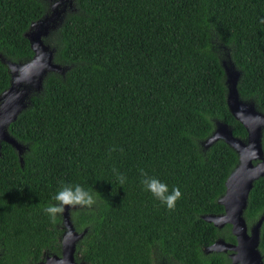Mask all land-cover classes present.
<instances>
[{"label": "trees", "instance_id": "trees-1", "mask_svg": "<svg viewBox=\"0 0 264 264\" xmlns=\"http://www.w3.org/2000/svg\"><path fill=\"white\" fill-rule=\"evenodd\" d=\"M72 2L76 11L44 37L65 71L48 72L7 127L24 146L20 163L0 141V264L59 253L60 214L53 223L44 209L64 185H81L96 201L70 209L74 228H85L76 261L224 264L223 254L201 248L229 239L227 226L201 215L223 211L217 198L237 157L222 140L200 142L214 119L246 136L225 104L227 54L239 97L264 113V0ZM44 12L40 0H0V93L9 82L5 61L31 57L23 32ZM260 143L264 156V128ZM141 169L167 186L165 195L179 189L173 208L145 188ZM260 215L264 261V174L243 210L247 221Z\"/></svg>", "mask_w": 264, "mask_h": 264}, {"label": "water", "instance_id": "water-1", "mask_svg": "<svg viewBox=\"0 0 264 264\" xmlns=\"http://www.w3.org/2000/svg\"><path fill=\"white\" fill-rule=\"evenodd\" d=\"M66 0H55L50 7V12L31 21L23 36L29 43L32 51L31 57L24 62L5 61L9 74L7 87L0 93V141L9 144L17 153L21 162L20 153L22 144L16 141L7 130L8 124L14 121L17 115L26 107L29 97L36 93L42 86V80L48 72H59L60 65L53 61L54 49L43 41L49 29L57 24V20L65 10ZM70 3V0H68ZM68 3V4H69ZM223 70L225 86V104L230 114L244 127L246 136L240 139L232 135L231 127L219 120L212 121L213 128L202 143L208 147L217 140H222L236 154V163L224 180V191L217 198V203L223 208L218 214H204L201 218L211 222L215 228H220L225 223L231 225V232L237 239L235 249L240 251V243L245 240V221L242 211L246 206V199L252 182L264 174V156L261 149V133L264 128V113L254 107L253 102L241 99L236 88L239 72L232 61L228 64L220 62ZM75 207V206H74ZM65 207L60 214V223L63 231L59 241V253L45 255L36 264H84L74 259L76 243L83 237L85 228L76 230L72 224L69 208ZM262 217L251 227L253 238L254 264H264L260 260L258 251L254 249L258 241V229ZM212 251H225L231 245L220 239L207 245Z\"/></svg>", "mask_w": 264, "mask_h": 264}, {"label": "clouds", "instance_id": "clouds-1", "mask_svg": "<svg viewBox=\"0 0 264 264\" xmlns=\"http://www.w3.org/2000/svg\"><path fill=\"white\" fill-rule=\"evenodd\" d=\"M114 150L115 149L113 148L111 151ZM114 172L120 185L123 186L126 181V177L118 170L114 169ZM140 173L142 176L141 183L145 186V188L158 199L165 202L169 208H173L175 201L181 196L179 189L174 188L170 195H165V193H167V186L165 184L161 183L154 177H149L143 169L140 170ZM53 200L56 201V203L50 204L44 209L45 213L49 215L53 223L56 222L57 215L63 213L65 207H91L96 202L92 193L84 189L81 185H64L53 196Z\"/></svg>", "mask_w": 264, "mask_h": 264}, {"label": "flooded vegetation", "instance_id": "flooded-vegetation-1", "mask_svg": "<svg viewBox=\"0 0 264 264\" xmlns=\"http://www.w3.org/2000/svg\"><path fill=\"white\" fill-rule=\"evenodd\" d=\"M242 216H243V211H242ZM260 216H262V215H260ZM260 216L256 217V218L254 217L250 221H247L243 216V219L245 221V226H246L245 227L246 238L244 241H242L240 243V251L239 252L237 249H235L236 246H238V244H237L236 237L231 232V225L228 223H225L223 226H221L220 228H217V229H221L222 227L227 226L229 239H225L221 236H218L217 238H215V240L220 239L223 242L231 245V248H228L225 251H212V249H208L207 246H203L201 248L202 253L205 255H209L212 253H221V254H223V256L225 258L224 264H254L256 261H255V257L253 254V246H252L253 238H252L251 227L260 218ZM259 228H260V226H259ZM258 243H259V229H258V241H257V245L254 247V249H256L258 251V254L260 255V260L264 263V261L262 259V253L259 250V244ZM155 264H175V263L171 262V261H166L162 258H159V259H157V262Z\"/></svg>", "mask_w": 264, "mask_h": 264}, {"label": "rangeland", "instance_id": "rangeland-1", "mask_svg": "<svg viewBox=\"0 0 264 264\" xmlns=\"http://www.w3.org/2000/svg\"><path fill=\"white\" fill-rule=\"evenodd\" d=\"M43 4H44V6H45V13L46 14H48L49 12H50V7H51V5L54 3V1L55 0H40ZM73 0H70V3L68 2V0H66V1H63V3L65 4V10H64V12L60 15V18L58 19L59 20V22L58 23H60L62 20H63V17H64V14H65V12H67V13H69V12H74V11H76V7L74 6V2H72ZM69 3V4H68ZM66 13V14H67ZM57 25V24H56ZM55 25V26H56ZM55 26L53 27V28H55ZM52 29V28H51ZM48 32H49V30H48ZM47 32V33H48ZM47 35V34H46ZM43 41L46 43V44H48V46L50 45V46H52L49 42H47V41H45L44 40V38H43ZM230 60V58H229V55L227 54L224 58H221V60H220V62H224L225 64H228V61ZM231 61V60H230ZM60 67H61V69L59 70V72H55V73H58V74H63V72L65 71V68L63 67V65H60ZM236 69V68H235ZM39 92V91H38ZM37 93V92H36ZM32 94H35V93H32ZM244 100H246V99H244ZM247 101H250V102H252L251 100H247ZM254 104V103H253ZM26 105H27V103H26ZM254 107H255V105H254ZM256 108V107H255ZM257 109V108H256ZM200 144L204 147V145H203V143H202V141L200 142ZM23 146V145H22ZM206 148V147H205ZM23 149H24V146L22 147V151H21V153L23 152ZM20 153V154H21ZM70 209H73V208H69L68 209V212H69V214H70Z\"/></svg>", "mask_w": 264, "mask_h": 264}]
</instances>
